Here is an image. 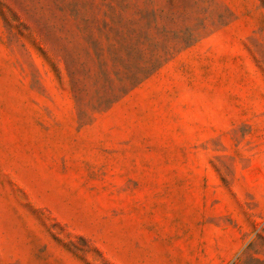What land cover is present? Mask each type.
I'll use <instances>...</instances> for the list:
<instances>
[{"label": "rangeland", "instance_id": "374dc122", "mask_svg": "<svg viewBox=\"0 0 264 264\" xmlns=\"http://www.w3.org/2000/svg\"><path fill=\"white\" fill-rule=\"evenodd\" d=\"M0 264H264V0H0Z\"/></svg>", "mask_w": 264, "mask_h": 264}]
</instances>
